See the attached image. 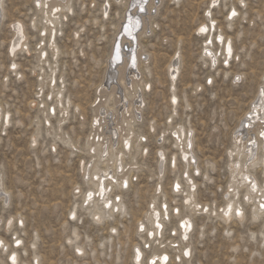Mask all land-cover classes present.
Returning <instances> with one entry per match:
<instances>
[{"label":"rangeland","instance_id":"obj_1","mask_svg":"<svg viewBox=\"0 0 264 264\" xmlns=\"http://www.w3.org/2000/svg\"><path fill=\"white\" fill-rule=\"evenodd\" d=\"M125 1L108 0L107 18L102 12L105 0H72L70 11L60 10V21L58 19L55 36H52L60 49L54 62L48 48L49 31L46 30L44 37L39 35L44 32L42 8L36 10L34 0H2L0 184L2 192H8V204L0 198V239L3 241L0 264H12L8 260L12 250H16L17 264H132L131 243L137 241L135 224L142 218L147 203L143 200L144 189L133 187L119 192L126 211L94 222L85 206L80 207L79 194H74L75 185L81 190L85 188L80 171L84 156L76 154L67 142L63 143L55 135L60 117L55 93H52V101L48 99L50 82L52 84L54 78L56 83L52 88L64 87L63 103L66 104L67 99L70 103L61 135L74 140L77 147L82 146L89 106L102 81L112 40L118 38L116 29L122 20ZM152 1L156 5L151 9L155 13L151 19L152 30L138 38L150 57L147 62L149 72H145L144 81L155 84V93L149 96L155 102L145 114L149 116L146 127L149 121L154 123L148 146L154 150L161 145L168 158L175 151L168 129L169 120L172 125L191 126L195 130L194 150L203 164L202 174L207 172L210 177L198 179L203 187L196 197L219 209L225 202L224 193L230 181L229 164L232 157L235 158L229 156L233 148L231 135L264 83V0H244L243 6L240 0H217L215 7H209L211 16L222 28L231 7L237 9L232 27L227 30L231 36H223V40L232 39L234 56L229 65L222 66L223 61L219 60L217 65L221 71L208 66L209 63L201 58L205 39L214 40L215 36L200 35L196 31L201 23L208 21L205 14L212 0ZM17 22L22 25V42L26 44L22 46L28 51L16 48L13 54L9 46L14 39L12 36H16L12 26ZM30 22L35 23V28ZM42 38L45 43L37 48ZM211 47L221 53L218 57L222 59V45L220 48L214 43ZM42 50L47 52L46 58L44 56L45 62L39 63L37 53ZM174 53L180 55L175 105L169 98L167 74ZM13 62L17 63L15 70L11 68ZM54 68L56 70L52 71ZM236 73L240 76H234ZM61 78L64 86L60 84ZM39 86L43 87L41 91ZM41 103L44 107L40 110ZM50 106L56 108V115L50 114ZM43 112H46L49 125L43 121ZM7 113L9 122L5 124L2 116ZM166 129L162 136L160 132ZM134 155L136 157V153ZM262 170L259 166L252 170L260 183ZM173 198H178L176 204H173ZM166 200L171 207L178 206L180 213L186 212L182 196L168 195ZM239 200L243 201L241 195ZM258 201L256 198L255 202ZM252 206V202L243 201L241 222L233 218L225 223L217 216L196 215L190 234V264H264V211L254 220ZM73 209L78 213L75 221L68 218ZM178 217L174 215L167 221L166 240L173 237L169 231L176 226ZM10 218L12 224L6 229ZM111 227H115L116 232L110 231ZM16 239L21 240V245H15ZM75 244L83 248V254L74 253ZM168 252L173 256L171 249ZM169 264L187 262L182 258L181 261L173 259Z\"/></svg>","mask_w":264,"mask_h":264},{"label":"bare ground","instance_id":"obj_2","mask_svg":"<svg viewBox=\"0 0 264 264\" xmlns=\"http://www.w3.org/2000/svg\"><path fill=\"white\" fill-rule=\"evenodd\" d=\"M34 2H35V0H34ZM71 2H72V0H60V2L56 4V6L59 7L60 10H69V9L71 10V8H72ZM216 3H217V0H216ZM1 4H2V0H0V23H2L1 21L4 18L3 17L4 16V12H3L4 8H2L3 6ZM35 4H36V2H35ZM103 7L104 6H102V12L104 13L105 8H103ZM155 7H156V5L153 3L152 0H126L125 1L124 13L122 15V20H120V22L117 24V29H116L117 30L116 34L118 33V35H117L118 38H114L112 40V43H111L112 48L110 50L109 56L107 57L108 59L106 61V65L104 68L102 81L100 82L99 86L96 89V96L98 98V103L91 108L92 119L94 120V122L97 125L96 127H94L95 137H93V136L86 137L82 146L79 145L77 147V145L73 142L74 140L72 141L68 136L64 137L63 135H61V126L64 122H66V119H67V114L66 115L62 114V112L68 113V111H69L68 106L70 103L68 104L69 99L66 100V104L63 103L62 90H64V87L61 88V85H59L58 87H56L57 89L52 88V85H54V84L53 83L51 84V82H50V90L51 91H50V94H48V97H49V95H52L53 92L55 93V96H56L55 102H56V105L58 108L57 111H59V114H60V117L57 120L58 123H57L55 135H57V137L59 139L64 141L63 143L67 142V144L70 146V148L74 149V152L76 154H78V153L82 154L84 156L82 161H86L87 163H93L94 164V167L91 169H89L87 167V163H85L83 165V167L81 165L80 171L82 174V178L84 180L85 188L80 193H76V191L74 190V192H75L74 194H76V195L79 194V196H80V201H81L80 207L82 208V206H85V209L93 217L94 222H96V221L100 222V221L107 219V218L110 219V218L114 217L116 214H121V213H124V211H126V205H125V202L123 200V196H122V194H119L120 191L119 192L117 191V190H121L123 180L128 178V172L125 169H123V166L121 164L122 158H124L126 156V154H128V152H129V149L126 150L123 148V141H124V139L128 138L129 142H130V146L133 145V147L135 148V151H137V149L140 145L141 135L136 130L134 123H138L139 121H141V118H142V105H141L142 92H141L140 85H141V83H146L144 81V78H145L144 75H145V72H147V70H148L147 62H148V59L150 57H148L149 56L148 53L142 48L140 40H138V38H140L142 35L146 34L148 31L152 30L151 19L154 18L155 13L153 14L151 9H153ZM209 7H213V0H212V2L209 3V6H208V8L206 10V14H205L206 19L208 17V21H207L208 23L207 22L201 23L198 26L196 31L199 32V28L201 26H206L208 28V32L201 33L200 35L215 36V37L216 36H222V37L223 36L224 37L225 36H231V35L227 34V30H228V28L232 27L233 17L231 18V20H229L228 17L230 15L232 9L235 7L232 6L230 11L227 13V15L225 17L226 25L224 26V28H222L219 25V23L216 19H214L211 15L210 16L208 15V13L211 14V10L209 9ZM36 10H38L37 7H36ZM45 11L46 10L42 9L43 18H44L43 29H44L45 35H46V30L49 31L50 39L48 42V48H50L51 57L54 59V62H56V57H57V54H59L60 49L58 48V46L56 44H54V40H52V36H53V29H55V31H56V23H58L59 14L54 16L49 11L48 15L45 16ZM236 12H237V9H236ZM59 21H60V19H59ZM137 21H139L138 25H137ZM212 21H215L214 27H213ZM30 24H32V28H35L34 22H30ZM12 30H14L16 36H12V37H14V39L13 40L11 39L12 44L10 43L11 44V46H9L10 49L13 48L17 44L20 46H22V45L26 46V44H24L22 42V40L24 38L22 25L17 22L15 24H13ZM215 37H214L213 43L211 45H207V40L209 39V37L208 38L205 37L206 39H205L204 48L207 45V47L209 48V51H212L213 54L215 55L218 50L215 51L211 46H213V44L215 43L216 45L220 46V48H221V45H222L223 58L220 59L218 56H216V61L218 63L219 60L223 61L225 58H227L226 49H227V46L229 45V42H231L232 49H233V46H232V39L230 37H228L222 41L216 40ZM24 46L18 47L19 50H20V48H24ZM204 48L202 51L201 58H203L205 62L209 63L208 66H213L212 65V58L205 55ZM24 49H26V48H24ZM46 53L47 52H45L44 50H42V52H40V54L37 53L39 55V57H38L39 63L45 62L44 56L46 58ZM233 56H234V54H233ZM233 56H232V58H233ZM179 59H180L179 53L178 54L174 53V55L170 59V62L167 66V74H168V79L170 81L169 82V89L171 91L169 98H170L171 103H172V97L173 96H175L176 100L178 101V96L175 93V88H176L175 82L176 81L173 80L172 77L173 76L177 77V75L179 73V69H180L179 68V63H180ZM13 63H15V62H13ZM217 63L215 66V70L221 71L222 69L220 70ZM15 64L17 65V63H15ZM133 65H135V66H133ZM221 65L225 66L224 63H221ZM54 66H56V64H54ZM41 67H40V71L42 70ZM53 70H56V68L52 69V71ZM223 73L227 74V71H224ZM51 74H52V72H51ZM40 75H42V74L40 73ZM236 75H239V74L236 73L234 76H236ZM263 76H264V74H263ZM52 79H54V78H52ZM40 80H42V78H40ZM61 81H63L62 78L60 80V84H62ZM140 81H143V82H140ZM62 86H64V84H62ZM39 87H40L39 90L41 91L43 87L42 86H39ZM262 87H264V83H263V86H260V90ZM258 90H257L258 94L254 97L252 102L250 101L251 106L244 113L242 118H240L239 124L234 128L233 133L231 135L232 141H233V143H232L233 148L231 150L229 149L230 150L229 152L233 153L234 155H229V156L230 157L234 156L235 158L233 159V157H232L231 161L229 160L230 161V164H229L230 181L228 183V188H227V190H225V193H224V198H225L224 204L219 209H216L214 204H209L207 202L201 203L196 197L197 196L196 190H195V192H193L191 186L188 185L187 181H185L183 179L182 185H181L182 190L180 192L182 193V202H183L182 204L187 210H186L185 214L181 215L178 218L177 225L179 224L180 220L187 219L191 223L192 227H191L190 231L188 232V239L187 240H184V238H183L184 230L183 229L178 230V236L182 242L181 247L170 246V245H167V247H165L163 244V240H162V237H163L162 230H163V227H164V224L166 221H162V225H163L162 228L157 229L153 237H149L146 239L145 237L142 238L141 237L142 235L139 234V224L143 222L147 226V217L151 213V209L153 207V202L155 201L154 199L151 200L148 203L146 212L144 213V219H140V220L136 221V232L144 240V243L147 242L146 240H151L154 244L152 247H149L150 249H148V250L142 249L143 254L145 256H147L148 259H151L152 256H158L159 257V256L167 255L169 257V261H168V264H169V262L171 260V256H170V253L168 252L167 248L171 247L174 260H177L176 257L179 256L180 257L179 261H181V259L183 258L186 260L187 264H190L189 257L191 256V251H192V241L190 240V234L193 231V227L195 225L194 224V217L196 215H202L204 217H211V215L217 216L221 221H223L225 223H228L233 218L238 219L240 222L243 220V218H244V211H243V207H242L243 201L244 202H249V201H245L244 199H243V201H240L239 196L241 195V197L243 198V196L248 193V188L242 187L239 185V183H238L239 176H240L241 172H244L245 174H250L251 176H253L254 178H256L258 180V178L254 175V173L252 171L253 168H255L256 166H259L260 169H263L262 171H264V138L259 137V132L262 129L258 125H250L249 124L250 116L254 119V114H257L259 112L258 106L261 105L262 103H264V97H261L260 90H259V92H258ZM47 105H48V103H47ZM52 107L53 106H50V108H49L51 115H52V111H51ZM39 109L41 110L42 108L40 107ZM78 109H79V107H78ZM46 112H43V117H44L43 121L46 124H48L49 122H48V117L46 116ZM0 116H1V114H0ZM2 117H3L5 124L7 122H9L8 113ZM5 117H7V120H5ZM169 127H170V125H169ZM37 128H38V125H37ZM150 129L154 130L152 123L150 124ZM173 132H177V134L180 136V139L177 140L176 137L172 135L171 143H172L175 151L172 152L171 155L168 157L169 164H171L172 157L178 155L179 156L178 159L182 163V167H183L182 172H184L185 169L188 171V168L190 166L192 167L193 170H199L198 164H196L197 156L194 152V140H195L194 132H195V130L189 125L186 126V125H182V124H177V125H174V127H172L171 134ZM164 133H165V131H163L162 136L164 135ZM189 133H191L190 136H189ZM89 137H92L93 139L90 140ZM96 137H99L100 139L97 141L95 139ZM250 139L257 140V142H258L257 145L254 146V145L250 144L249 143ZM34 140L35 139L33 138L32 141H34ZM189 142L192 145V147L190 149L188 148ZM32 143H34V142H32ZM105 145L107 146L106 150L108 153L106 159L103 158V151L105 150ZM180 146H183V149H184L183 152H179ZM93 147L96 149L95 160H93V158H92V150L91 149ZM113 149H115V151H113ZM248 149H251L250 162H249ZM159 150H160V153L163 152L165 155L164 161H161V164H163L166 161V153H165L166 150L162 146L160 147ZM121 152L124 153V155L122 157L120 155ZM184 155L188 156L187 162H185L183 160ZM134 157H135V155L133 156V158ZM191 159H193L195 161L194 164L192 163ZM236 163H239L241 165L240 169H236L234 167V165ZM80 164H81V162H80ZM121 167L123 169V173L121 175L120 186L114 187L111 184L109 185V187H113V192L110 196V198L113 200V205L111 206V208L106 209V208H103L102 206H100L96 203H92L91 207H89L88 205H85L83 203V200L85 199L86 190L92 189L96 185H95L94 181L85 180L84 177L90 176V175L92 177H94L96 175L97 171H100V172L109 171L110 174H117L118 169H120ZM233 173H236V176H237V179H235V180L233 179ZM203 178L204 179H210L209 174H207V172L204 173ZM189 179H191L192 182L196 185V182L190 177V175H189ZM0 180L2 181L1 175H0ZM177 182H179V180H178V178H175L173 180V183H172V190L173 191H175L174 185ZM258 182H259V180H258ZM260 185L264 186V172H263V180L260 183ZM77 187H79V185H75V189ZM229 187H232V189H233V191L231 193L228 191ZM2 188H3L2 184H0V198L1 199L4 198V204H8V192H5V193L2 192ZM117 195H119L121 197V200L119 202H117L115 200V196H117ZM226 197H227V199H226ZM256 198H259V197L257 196ZM185 200L189 201L188 204L184 203ZM165 201L167 202V200L165 198H163L160 201V204L156 205L158 210H159V206L162 205ZM173 201H174V199H173ZM250 202L253 203L252 211H251V217H252V219L256 220V218L259 217L263 213L264 210L259 208V201L255 202V200H250ZM228 203H233L234 208H233V211L230 213L229 216H225L224 212L221 211V209H224L226 211ZM196 204H199L201 207L199 209H196V207H195ZM204 207L209 208V211L207 213H205L203 211ZM236 207H239L241 210L240 216H236V214H235V208ZM176 209H177V207H172L171 216L177 215ZM173 212H174V214H173ZM96 217H99V220H97ZM68 218L70 219V215L68 216ZM10 220L12 221L11 218H10ZM152 221H153V227H154L155 222H156L154 213H152ZM8 226H10V225L8 222H6V229H8ZM111 228L116 229L115 227H111ZM176 229H177V226L173 228V230H176ZM149 230H151V229H149ZM110 231H112V230H110ZM200 233L202 235L203 231ZM0 241H2V239H0ZM68 241H71V240L68 239ZM137 247H141V245L138 243V244H133L131 247L130 262H132V264H135V249ZM77 248L80 249V252L76 251ZM185 250H187L189 252L188 256L183 255ZM13 252L16 253V250H12V252L10 251L9 257L12 255ZM74 253L76 255L83 254L84 253L83 248L81 246L75 244L74 245ZM16 255H17V253H16ZM34 259L37 262L36 258H34ZM8 260H10V259H8ZM17 260H18V257H17ZM10 262H11V260H10ZM22 264H24V263H22ZM161 264H163V262H161Z\"/></svg>","mask_w":264,"mask_h":264},{"label":"snow or ice","instance_id":"obj_3","mask_svg":"<svg viewBox=\"0 0 264 264\" xmlns=\"http://www.w3.org/2000/svg\"><path fill=\"white\" fill-rule=\"evenodd\" d=\"M36 2V7L37 8H42L45 11V16L48 15V12L50 11L54 16L58 15L60 12V8L56 6L57 3L60 2V0H35ZM216 4V0H213V7H215ZM240 4L241 6L244 5V0H240ZM104 8H105V12H104V16L105 18L108 17L109 12H108V8H109V3L108 0H105V4H104ZM70 11V9H69ZM208 15L210 16L211 14L208 13ZM237 15L236 9L233 8L230 15H229V20H231L232 17H235ZM139 24V21H137V25ZM213 27L215 26V21H212ZM199 32L200 33H206L208 32V28L206 26H201L199 28ZM44 33L41 32L40 36L44 37ZM53 36H55V29H53ZM216 40H223L222 36H216L215 37ZM45 43L44 39H41L40 44L37 45V48H40L41 45H43ZM213 43V39L209 38L207 40V45H211ZM207 45L204 48V53L206 56H209L212 58V65L215 67L216 66V56L221 55V53H216L215 55L213 54L212 51H209V48L207 47ZM20 47V45H15L13 48L10 49V51L12 53L16 52V48ZM27 50V49H25ZM227 58H225L223 60V63L225 65L229 64L230 59L233 56V49L231 47V42H229V45L227 46ZM237 59H239V57H237ZM135 66V65H133ZM11 68L13 70H15L17 68V65L15 63H13L11 65ZM7 79V78H5ZM173 80L176 79L175 76L172 77ZM236 80L239 81L240 77L237 76ZM52 83L55 84L56 81L55 79L52 80ZM62 83V81H61ZM208 83L211 84L212 80L209 79ZM260 95L261 97H264V87L261 88L260 90ZM49 101L53 100V96L49 95L48 97ZM172 103L173 105H175L177 103L176 97L173 96L172 97ZM41 108L44 107L43 104L40 105ZM259 107V112L257 114H254V119L250 116L249 118V124L250 125H258L262 130L259 132V137L260 138H264V103H262L261 105L258 106ZM52 113L55 114L56 112V108L53 107L51 109ZM77 111H79L77 109ZM62 114H67V113H63ZM82 119V118H81ZM5 120H7V117H5ZM95 123V122H94ZM169 123H171V120H169ZM173 136L176 137L177 140L180 139V136L177 134V132H173L172 133ZM191 135V133H189V136ZM90 140H92V137H89ZM97 141L100 139L99 137L95 138ZM141 140H144L145 137L141 136L140 137ZM249 143L252 145H257V140L255 139H250ZM192 147L191 143L189 142L188 144V148L190 149ZM107 146L105 145V150L103 151V158H107V150H106ZM123 148L124 149H129L130 148V142L129 139L126 138L123 141ZM55 150V149H53ZM92 158L93 160H95V153H96V149L93 147L92 149ZM113 151H115V149H113ZM183 146H180L179 148V152H183ZM144 152L147 154L148 149L145 148ZM249 152V162L251 159V149H248ZM121 157L124 155L123 152H121ZM229 155H234L233 153H229ZM179 156H173L171 159V164H172V168L175 170L177 167V161H178ZM165 159V155L163 152L160 153V160L164 161ZM183 160L185 162L188 161V156L184 155L183 156ZM87 163L86 161H81V165L83 167V165ZM192 163L194 164L195 161L193 160ZM87 167L89 169L94 167L93 163H87ZM234 167L236 169H240L241 165L239 163H236L234 165ZM246 167V166H245ZM123 173V169L122 167L120 169H118V173L117 174H110L109 171H97L96 175L94 177L90 176H86L84 177L85 180H92L95 183V187L89 190H86V194H85V199L83 200V203L85 205H88L89 207H91L92 203H96L100 206H102L103 208H111V206L113 205V200L110 198L112 192H113V187H109V185L111 184L112 186L116 187V186H120L121 183V175ZM199 170H197V175H199ZM183 179L185 181H187V184L191 186L193 192H195L196 190V185L192 182L191 179H189V172L185 169L183 172ZM233 179H237L236 173H233ZM179 180V178H178ZM239 185L242 187H247L248 188V193L245 194L243 196V199L245 201H249L250 200H255L256 197H259V208L264 210V186H261L260 183L258 182V180L256 178H254L253 176H251L250 174H245L244 172H241L240 176H239V181H238ZM123 187L127 188L128 187V180L124 179L123 180ZM175 191L177 193H179L182 189H181V182H177L174 185ZM76 193H80L81 189L79 187H77L75 189ZM161 190L159 188H157V192H160ZM228 191L231 193L233 191L232 187H229ZM98 198V199H97ZM227 199V197H226ZM115 200L117 202H119L121 200V197L119 195L115 196ZM188 200H185L184 203L188 204ZM196 209H199L201 206L199 204L195 205ZM234 205L233 203H228L227 204V210L225 211L224 209H221V211L224 212L225 216H229L230 213L233 211ZM203 211L205 213H207L209 211L208 207H204ZM152 213L155 214V225L153 227V221H152ZM176 214L179 215L180 214V209L177 208L176 209ZM235 214L236 216H240L241 215V210L239 207L235 208ZM78 213L75 209L71 210L70 212V219L72 221H75L77 219ZM171 216V212L169 209V204L165 201L162 205L159 206V210L156 206V202H153V207L151 209V213L148 215L147 217V226L145 223H140L139 224V234L144 235L145 238H149V237H153L156 230L157 229H161L162 228V221H168L169 218ZM97 220H99V217H96ZM9 225L12 224V221L9 220L8 221ZM21 226H23V221H20ZM192 225L191 223L187 220V219H182L180 220L179 224L177 225V229L173 230V236H176L178 234V230L179 229H183L184 230V240L188 239V232L190 231ZM151 229V230H149ZM113 232L116 231V229H112ZM69 243H71V241H69ZM151 243V240H148L147 243H143L141 247H137L135 249V264H161V262H163V264H168L169 261V257L167 255L164 256H152L151 259H148L147 256H145L142 252V249H148L149 248V244ZM15 244L17 246L21 245V240L16 239L15 240ZM0 246H3V241H0ZM7 251V249H5ZM77 252H80V249L77 248L76 249ZM184 256H188L189 252L187 250L184 251L183 253ZM143 257V258H142ZM9 259L11 260L12 264H17V255L15 252L12 253V255L9 257ZM176 259L179 261L180 257L177 256Z\"/></svg>","mask_w":264,"mask_h":264},{"label":"built area","instance_id":"obj_4","mask_svg":"<svg viewBox=\"0 0 264 264\" xmlns=\"http://www.w3.org/2000/svg\"><path fill=\"white\" fill-rule=\"evenodd\" d=\"M140 88H141V92H142V102H141L142 118H141V121H139L138 123H134V126L136 127V130L140 133V135L145 137V139L144 140L140 139V145H139L137 151H135V148L133 147V145H131L129 148L128 154H126V156L124 158H122L121 164L123 166V169H125L128 172V178H127L128 187L124 188L123 182H122L121 190H117L118 192L120 191V193H123L124 191H128L133 187H141L144 189V191H143L144 192V195H143L144 199L143 200H146L147 203H146V207H145L144 211H142V218H139L137 220L144 219V213L146 212L148 203L151 200L154 199L156 202V205L157 204L159 205L160 201L163 198L166 199L168 195L173 196V197L182 196L181 192L177 193L176 191L172 190V183H173V180L175 178H179V182H181V185H182V181H183V172H182L183 167L181 165H179L181 162L179 161L180 162L179 163L177 161V167L174 170L172 168V165L169 164L168 158L166 156V161L163 164H161L160 154H159L160 148L156 149L154 147L153 148L154 150H151L148 146V143L150 142L148 137L151 136V134L149 132L154 131V130L150 129V124L152 123L153 127H154V123H153V121H149V126L147 128L145 123L148 122L146 120V118H148L149 116H146L145 114H146V111L148 109L149 110L151 109L150 104H153L155 102V100L149 98V96H151L152 94L155 93V91H154L155 84L141 83ZM97 103H98V98L96 96V90H95L93 93L91 104L89 106V118L86 122L87 125H86V136H85V138L88 136L95 137L94 127H96L97 125H96V123H94V120L92 119L91 108L94 105H96ZM169 125H170V127H169ZM172 127H174V125H172L171 123H168V129L170 131V134H171ZM163 131L167 132V129L162 130L160 132L161 135H162ZM171 136H172V134H171ZM85 138H84V140H85ZM159 144H161V143H159ZM160 147H161V145H160ZM145 148L148 149L147 154L144 152ZM194 152L196 154L195 150H194ZM134 153H136V157L133 158ZM196 156H197L196 164H198L200 174L197 175V170H193L191 166L188 168V172H189L190 177L196 182V193H197V192H201L200 188L203 187L202 182L198 181V179L201 180L203 178L202 171L204 172V169H203V164H201L200 157L197 154H196ZM191 161H193V159H191ZM81 177H82V174H81ZM82 180H83V178H82ZM157 188H159L161 191L157 192ZM173 199H174V201H173ZM173 199H171L173 204H176L175 200H178V198H173ZM201 203H204V202H201ZM174 207L179 208L178 206H174ZM169 209L171 212L172 207L170 205H169ZM173 214H174V212H173ZM183 214H185V213H180L177 216L180 217ZM172 216H174V215H172ZM172 216H170V217H172ZM176 226H177V224H176ZM176 226H174V227H176ZM174 227H172L170 229L169 235L173 236L172 233H173ZM167 230H168V228H167V221H166L164 224L163 230H162V235H163L162 240H163L164 246L167 247V245H170V246L181 247L182 242H181L178 234H177V238H176V236H173L167 240L165 239V234H166ZM140 235H138L136 232V224H135V236H136L137 241H133L131 243V246L133 244H138V243L142 246V244L144 243V240L142 238H144L145 236L142 235L141 236L142 238H141ZM146 241L148 242V240H146ZM153 245L154 244L151 241V243L149 244V247H152ZM148 249H150V248H148ZM167 249L172 250L171 247H168ZM170 256H171L170 261H172L174 258L171 254H170Z\"/></svg>","mask_w":264,"mask_h":264}]
</instances>
